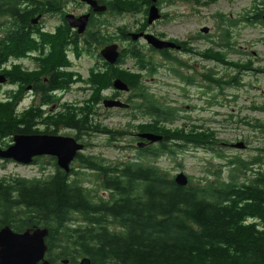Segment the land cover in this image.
<instances>
[{
	"label": "trees",
	"instance_id": "16d2710c",
	"mask_svg": "<svg viewBox=\"0 0 264 264\" xmlns=\"http://www.w3.org/2000/svg\"><path fill=\"white\" fill-rule=\"evenodd\" d=\"M119 3L128 7L126 0ZM137 6L131 4L128 11ZM263 11L262 8L255 17L258 22ZM16 21H19L17 17ZM221 21L229 27L235 25L228 19L221 18ZM25 36L29 46L28 33ZM93 37L91 34V41ZM222 41L226 42L223 46H231L228 32ZM106 43H109L108 37ZM77 54L81 56L82 52ZM164 57L171 63L177 62L168 51ZM139 59L141 71L151 75L156 72L146 57L140 55ZM223 64L238 68V65L226 64L225 59ZM120 74L118 77L130 88L127 101L130 110L142 114L133 115L132 121L137 124L130 123L129 127L141 135L162 136L163 140L140 149L135 161L118 165L79 153L75 162L94 173L97 188L82 184L79 177L75 178L77 172L73 169L66 173L54 157L36 158L35 164L48 158L53 172L33 179L0 178V221L40 219L44 227L62 226L77 214L82 225L64 233L65 241L58 244L60 252L86 255L93 264H264V172H256L254 179L241 184L231 176L228 182L199 185L190 181L187 187L177 185L175 177L151 161L162 156L173 157L189 145L214 147L218 143L214 131L195 127L188 132L184 127H169L176 121V111L161 104L144 87V75L132 71ZM9 78L12 83L26 80L20 72ZM208 79L219 85L234 84L215 81L211 75ZM113 80L112 72H107L104 79L94 84L98 94L112 88ZM56 82L60 81L51 76L49 86ZM8 99L0 101V146L3 148L17 135H55L60 128L72 129L77 136L101 132L93 112L86 113V106L72 108L73 115L65 116L62 121L45 117L39 106L18 113L16 105L20 97L10 95ZM52 99L45 95L43 104L48 105ZM258 127L264 129L262 125ZM109 134L124 136L120 132ZM260 164L259 159L243 162L244 168L250 171Z\"/></svg>",
	"mask_w": 264,
	"mask_h": 264
},
{
	"label": "rangeland",
	"instance_id": "374dc122",
	"mask_svg": "<svg viewBox=\"0 0 264 264\" xmlns=\"http://www.w3.org/2000/svg\"><path fill=\"white\" fill-rule=\"evenodd\" d=\"M263 2L264 0H165L162 6L164 18L156 21L147 33L167 42L185 43L193 50L194 53L189 55L171 52V58L177 62L165 60L144 41L139 42L138 47L132 43L134 47L125 45L126 53L117 67L120 71L129 69L143 74L144 87L161 104L175 109L176 121L169 127H184L188 132L195 127L214 131L218 139L214 147L198 148L189 145L173 157L162 156L151 161L171 176L184 173L189 181L199 185L228 182L234 176L241 184L254 179L256 172H264V129L258 127L264 126V109H259L264 107V23L261 19L259 22L255 20L256 14L264 8ZM72 9L79 13L84 10L75 4ZM221 18L228 19L235 25L229 27ZM56 21L59 19L54 17L48 24L53 26ZM141 21L143 24L139 14H116L107 18L108 30H104L109 32L107 35L113 40L120 28L131 33L130 35L138 33L142 24L140 27L136 24ZM205 27L209 29L207 35L202 33ZM226 32L231 38L233 51L230 52L222 50L226 43L222 38ZM209 49L224 57L226 64H235L239 68L207 61L204 56L208 55ZM90 54L93 55L88 57L83 53L72 58V70L80 78H75V84L66 94L67 103L81 104L86 101L88 92L85 82L88 72L100 60L96 55L98 51ZM140 55L146 57L156 68L153 75L140 70ZM25 68L32 69L28 64ZM210 75L215 81L234 84L219 85L209 81ZM9 89L7 87L0 90V101L4 100ZM127 98L125 94L122 95L123 101ZM34 103L36 99L30 95L22 101L19 109L23 111ZM97 110L94 122L101 132L92 133L82 140V144L89 145L84 154L94 156L109 165L138 159V131L129 125L134 123L133 115L142 114L135 110H106L103 106ZM110 132L124 133V136L110 135ZM60 134L75 138V133L68 130H62ZM239 143H244L247 148L232 147ZM255 159H259L261 164L254 167V172L244 168L243 162L249 163ZM50 162L45 158L38 164L21 166L0 161V178H40L53 172ZM72 169L77 172L75 178L79 177L82 184L97 188L94 173L82 169L78 162L72 164Z\"/></svg>",
	"mask_w": 264,
	"mask_h": 264
},
{
	"label": "flooded vegetation",
	"instance_id": "af4514ba",
	"mask_svg": "<svg viewBox=\"0 0 264 264\" xmlns=\"http://www.w3.org/2000/svg\"><path fill=\"white\" fill-rule=\"evenodd\" d=\"M94 1L98 6H106L107 10L105 12H95V9L90 4L80 0H0V77L3 76L6 79L5 83H0V90L2 88H10L5 93L3 101H8L10 95L20 97L21 100L16 105V112L23 113L30 110L33 106H39L45 117L60 118V120L64 121L65 116L73 115L72 108L74 107L82 108L86 106V113L92 111L93 114H95L98 111L97 109L101 108V106L106 110H130L131 105L126 102L128 98L126 101L122 100V95L125 94L129 97V93L117 90L113 84L112 88L101 90L100 94H98V88L94 87V84L104 79L107 72H112L114 83L117 79H121L118 77V75H121V72L130 71L129 69L120 71L117 67L121 57L126 53V44L130 47H134L132 44H136V47H138L141 41L146 42V44L148 43L141 36H138V40L134 41L132 38L133 34L130 35L131 33L123 32L122 28L117 30V34L112 40V37L107 35L109 32L107 33L104 30V28L108 30L107 18L115 16L116 14H139L143 20V24L142 21L136 24L139 25V27L141 24L142 26L140 27V31L135 33V35L143 34V36H145L149 34L147 33L149 32V28L155 24H149L148 22L152 7L156 6L161 15V19L164 18L162 6L165 0H158L156 3L149 0L147 4L146 0H126L128 2L127 8L120 5V0ZM133 3L138 4V6L135 7L133 11H128ZM74 4L82 7L84 10L80 13L74 11L72 9ZM263 15L264 11L261 18L264 22ZM70 16L76 18L88 16L86 30L82 34L78 32L77 28L71 26L68 19ZM16 17L19 21H16ZM54 17H57L59 21H56L55 25L50 26L48 23ZM26 33H28L29 46L28 44L26 46ZM91 34L94 35L93 41H91ZM21 36H23L22 40L19 39V41H17L16 39ZM106 37L109 38V43H106ZM112 41H115V44L116 42L119 43H117V45L120 51V58L115 65L107 63L101 57L102 50L114 44ZM174 43L177 44L176 42ZM177 45L182 49H165L157 53L163 58H165L164 54H166L167 51L169 53L174 52L183 55L194 53L185 43ZM209 50L210 51L207 52L208 55L204 56V58L207 61L210 60L216 63L221 62L223 64L224 57H220L218 53H213L211 49ZM222 50L224 52L233 51L232 47L228 45L224 46ZM80 51H83L82 54L86 53L88 57L93 55L90 53L98 51L96 55L97 57L99 56L100 60H97L92 69L88 72L85 82V89H87L86 92H88L86 101L81 104L77 102L67 103L66 94L70 92V88L75 84V78H80L75 75L72 70V58L77 57V53ZM27 64L29 67H32V69L25 68ZM245 68L247 69V67ZM17 72H20L26 80L12 83L9 76L11 74L15 75ZM51 76L53 79L60 82H56L49 86ZM45 85H47V87ZM107 93H110V96H107ZM30 95L32 98L34 97L36 99V103L20 111V104ZM45 95L53 98L48 105L43 104ZM90 100L91 103H89ZM106 100L122 101L130 107L128 109L107 108L104 105V101ZM259 109H264V107ZM62 130H68L74 133L72 129L60 128L57 133L52 136H61L60 132ZM77 135L78 134H75V139L82 144V140L86 138V134H83V136ZM136 139L139 140L138 142L142 141L139 138ZM83 145L86 150V144ZM0 148L2 149L3 147L0 146ZM35 161L36 158L33 164H35ZM79 217L80 216L75 214L69 222L64 223L62 226L45 227L42 225L40 219L27 221L13 220L12 222L0 221V232L4 229H9L13 234L23 235L29 233L33 235L37 230H47V235L44 238L46 246L44 255L40 250V252L38 251L28 260H23L21 262L11 261L6 259L5 254L1 252L2 246L0 245V264H83L84 260H89L90 264H93L86 255L75 252L68 254L60 252L61 247L58 244L65 241L64 233L69 229L74 230L82 225ZM25 248L33 250V245ZM24 254L27 256L33 253L25 252Z\"/></svg>",
	"mask_w": 264,
	"mask_h": 264
},
{
	"label": "water",
	"instance_id": "95a60500",
	"mask_svg": "<svg viewBox=\"0 0 264 264\" xmlns=\"http://www.w3.org/2000/svg\"><path fill=\"white\" fill-rule=\"evenodd\" d=\"M90 4L95 12H105L106 6H98L94 0H80ZM158 0H152L156 3ZM72 27L77 28L78 32L82 34L86 30V23L88 16H82L76 18L74 16L68 17ZM161 19V15L156 6H153L150 12L149 24ZM264 20V15H263ZM202 33L208 34L209 29L207 27L202 29ZM138 36L143 37L148 45L152 46L157 51L165 49H177L182 48L175 43L161 40L151 34L132 35L134 41L138 40ZM101 57L109 64L115 65L120 58L119 46L113 44L105 47L101 52ZM6 79L0 77V83H5ZM114 87L122 92H129L130 88L121 79L114 81ZM104 105L107 108H121L128 109L130 106L122 101L106 100ZM141 139L146 140L149 144H157L163 140L162 136L155 134H142L139 136ZM146 147L145 142L138 144V148L142 149ZM235 149H246L247 146L244 143H239L232 146ZM85 146L72 137L52 136V135H17L13 138L12 144L8 148H0V160L12 161L15 164L29 166L32 165L35 158L39 157H54L57 160V165L63 169L66 173H70L72 170V164L76 160L79 153H83ZM175 183L181 187H187L189 185V178L184 173H179L174 179ZM47 235V230H37L33 235L26 233L23 235L13 234L9 229H4L0 232V245L2 246L1 252L5 254L6 259L11 261L21 262L32 258L38 251L46 252V246L44 238ZM33 245V250H29L28 247ZM25 252H32L25 256ZM40 258V257H39ZM83 264H90L89 260H84Z\"/></svg>",
	"mask_w": 264,
	"mask_h": 264
}]
</instances>
